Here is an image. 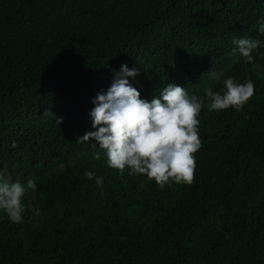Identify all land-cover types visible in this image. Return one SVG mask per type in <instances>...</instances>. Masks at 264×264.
I'll return each mask as SVG.
<instances>
[{"label":"trees","instance_id":"16d2710c","mask_svg":"<svg viewBox=\"0 0 264 264\" xmlns=\"http://www.w3.org/2000/svg\"><path fill=\"white\" fill-rule=\"evenodd\" d=\"M258 18L264 0H0V171L32 178L40 208L0 215V264H264V48L232 52L233 36L264 41ZM121 64L147 99L253 81L239 111L202 107L191 184L120 174L76 140Z\"/></svg>","mask_w":264,"mask_h":264},{"label":"clouds","instance_id":"9594fccd","mask_svg":"<svg viewBox=\"0 0 264 264\" xmlns=\"http://www.w3.org/2000/svg\"><path fill=\"white\" fill-rule=\"evenodd\" d=\"M257 32L264 35V18H258ZM232 44V52L242 57L244 63H253V51L264 48V41L258 37L233 36ZM256 55L264 52L257 51ZM113 71L112 82L96 94L94 106L89 110L94 130L86 131L76 140L90 143V138L94 139L98 143L90 144L103 150L109 168L120 174L127 168L129 175H144L160 188L171 183H192L196 168L194 154L202 146L198 131L202 107L209 111L229 107L239 111L254 95L251 79L239 82L233 76H226L219 91L206 86L202 95L190 94L183 85L169 81L147 99L128 80L137 74L136 68L121 64L119 71ZM96 158H100V152ZM84 176L94 179L102 189V176L91 170H85ZM36 189L32 178L21 182L4 178L0 171V215H6L12 223L23 222L26 211L38 216L39 207L24 203L27 194Z\"/></svg>","mask_w":264,"mask_h":264}]
</instances>
